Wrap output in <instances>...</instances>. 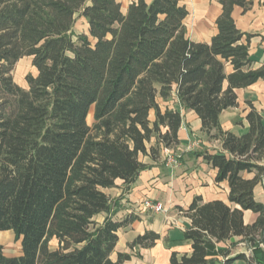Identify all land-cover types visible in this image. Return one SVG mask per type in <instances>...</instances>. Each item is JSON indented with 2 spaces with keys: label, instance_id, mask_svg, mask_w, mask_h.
I'll use <instances>...</instances> for the list:
<instances>
[{
  "label": "trees",
  "instance_id": "16d2710c",
  "mask_svg": "<svg viewBox=\"0 0 264 264\" xmlns=\"http://www.w3.org/2000/svg\"><path fill=\"white\" fill-rule=\"evenodd\" d=\"M220 4L218 34L205 44L189 39L181 0H137L126 11L121 0H0V232L12 231L22 243L15 258L0 245V264H128L131 254L111 256L118 232L137 218L114 220L116 205L103 190L122 181L129 192L147 168L140 157L153 140L154 160L180 145L181 112L158 103L174 98L199 116L203 135L222 142L223 152L200 156L218 170L217 183H229V200L241 209L195 198L184 234L192 253H173L170 264H210L207 246L235 237L253 255L232 257L229 244L220 264H263L264 204L255 188L264 178V117L250 104L249 130L237 136L222 129L220 116L237 107V89L264 80V69L252 70L233 18L236 7L248 12L252 1ZM81 16L88 34L76 36ZM24 58L37 70L26 77L28 89L12 76ZM245 172L255 177L245 179ZM245 211L259 214L252 226ZM159 240L148 231L129 247L150 249Z\"/></svg>",
  "mask_w": 264,
  "mask_h": 264
},
{
  "label": "crops",
  "instance_id": "0c3cea01",
  "mask_svg": "<svg viewBox=\"0 0 264 264\" xmlns=\"http://www.w3.org/2000/svg\"><path fill=\"white\" fill-rule=\"evenodd\" d=\"M134 1L137 0H122L123 9L126 11ZM145 1L151 3L153 0ZM250 1H252L251 9L244 12L242 8L236 7L233 18L238 29L245 34L242 43L249 45V55L254 62L252 70H259L264 69V0ZM181 2L189 11V16L185 20L189 39L195 43L211 44L218 34L216 22L222 13L220 0H181ZM247 35L252 37L248 40ZM225 71L230 75L234 72V68L227 64ZM227 86L226 82L225 89ZM235 92L238 105L225 110L220 116V123L225 132L242 136L249 130L247 117L251 111L250 104L264 117V80L249 88L237 89ZM158 103L162 111L169 108L181 112L180 145L163 149L161 157L154 160L150 156V148L155 145L153 140L148 145V155L140 157L141 163L147 165V168L140 173L131 190L127 192L122 181H117L116 186L111 189L103 190L116 205L114 220L137 218L127 228L118 232L119 242L111 256L113 261L117 260L120 253L132 255L128 264H170L173 253L190 255L192 243L185 240L184 234L191 227L192 221L186 212L197 197H201L204 203L221 201L232 209H241L239 205L231 204L229 200V183L227 181L217 183L218 170L200 156L203 152L209 154L223 152L222 142L209 140L203 135L199 116L194 111L183 109L177 98L168 102L158 99ZM149 121L152 124L156 121L154 110L150 112ZM167 150L179 159L177 166L167 164ZM242 176L245 179H253L255 174L245 172ZM255 199L264 204V178L255 188ZM147 201L162 205L164 211L146 209ZM105 217V214L97 216V222L103 223ZM258 218L259 214L252 211L244 212V222L247 226L255 224ZM148 231L160 235L156 246L150 249L131 250L130 244ZM229 244H234L231 249L232 257L247 254L251 248L243 242L242 237H235L226 243L213 242L207 246L210 264L223 262L220 251ZM262 244L263 247H260V244L258 246L262 251L260 258L264 264V243Z\"/></svg>",
  "mask_w": 264,
  "mask_h": 264
},
{
  "label": "rangeland",
  "instance_id": "374dc122",
  "mask_svg": "<svg viewBox=\"0 0 264 264\" xmlns=\"http://www.w3.org/2000/svg\"><path fill=\"white\" fill-rule=\"evenodd\" d=\"M88 28V21L81 16L76 19L73 30L75 35L77 36L81 34H88ZM29 74L37 75V70L33 67L31 58H24L19 61L12 72L14 81L19 86L25 89H28L26 77ZM94 114L95 106L92 107L90 115L88 117L89 126H93L95 122ZM0 245L4 247V253L8 258L19 257L22 254L21 240H18V238L12 231L0 232ZM50 246L52 249L57 248V241L53 240Z\"/></svg>",
  "mask_w": 264,
  "mask_h": 264
},
{
  "label": "built area",
  "instance_id": "2783aa9c",
  "mask_svg": "<svg viewBox=\"0 0 264 264\" xmlns=\"http://www.w3.org/2000/svg\"><path fill=\"white\" fill-rule=\"evenodd\" d=\"M167 154H168L167 164L169 166H177L179 163V159L176 158L174 155H172V153L169 150H167ZM145 207H146V209H149V210L151 209V210H154L156 212L164 211V207L162 205L154 204L151 201L145 202ZM259 244H260V247H263L262 243H259ZM253 251H254V248H250L249 252L246 255H248V256L253 255Z\"/></svg>",
  "mask_w": 264,
  "mask_h": 264
}]
</instances>
